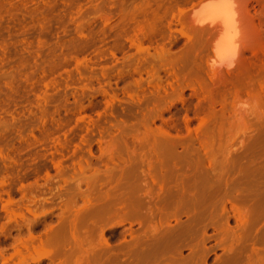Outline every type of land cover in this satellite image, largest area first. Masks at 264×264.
<instances>
[{"label": "rangeland", "instance_id": "obj_1", "mask_svg": "<svg viewBox=\"0 0 264 264\" xmlns=\"http://www.w3.org/2000/svg\"><path fill=\"white\" fill-rule=\"evenodd\" d=\"M198 1L0 0V264L262 259L264 26L211 84L177 23ZM237 95L263 119L238 124Z\"/></svg>", "mask_w": 264, "mask_h": 264}, {"label": "bare ground", "instance_id": "obj_2", "mask_svg": "<svg viewBox=\"0 0 264 264\" xmlns=\"http://www.w3.org/2000/svg\"><path fill=\"white\" fill-rule=\"evenodd\" d=\"M197 3V2H196ZM193 6V5H192ZM263 6L259 0H200L192 8L187 10H180L178 12L177 23L190 32V35L196 36L195 39H203L209 48V52L205 57V67L207 70V76L211 79V84H223L229 76L235 73H241L249 67V64L257 57L259 52H263V46L261 45L262 25L264 19ZM184 29V30H185ZM187 32V31H186ZM192 38V43L196 39ZM263 41V40H262ZM191 45H194L192 44ZM264 43V42H263ZM199 46V45H198ZM194 48V46H191ZM188 48V47H187ZM181 49V48H180ZM185 49V48H184ZM182 50V49H181ZM188 50V49H187ZM166 52V51H165ZM163 51V53L165 54ZM169 53V52H168ZM167 53V54H168ZM191 53H193L191 51ZM170 55V54H169ZM197 57V54H195ZM154 56V55H153ZM157 56V55H156ZM200 56V55H199ZM179 57V56H178ZM177 57V58H178ZM181 57V56H180ZM195 57V56H194ZM263 57V56H262ZM261 57V58H262ZM176 58V56H175ZM182 58V57H181ZM192 58V57H191ZM157 59V58H156ZM162 59V58H161ZM173 59V57H172ZM171 59V60H172ZM154 60V59H153ZM177 60V59H176ZM260 60V57H259ZM163 61V60H162ZM257 61V60H256ZM160 62V61H159ZM165 62V61H163ZM195 62V61H194ZM196 63V62H195ZM193 64V62H192ZM260 64V63H259ZM162 65V64H161ZM200 66V65H199ZM203 66V65H201ZM169 67V66H168ZM183 69V68H182ZM181 69V70H182ZM260 69V68H259ZM185 70V69H184ZM199 71V70H198ZM203 72V71H202ZM206 73V71H204ZM246 72V71H245ZM174 73V72H173ZM184 73V72H183ZM178 74V73H177ZM189 74V73H188ZM187 74V75H188ZM236 75V74H235ZM234 75V76H235ZM206 76V75H205ZM233 76V77H234ZM237 76V75H236ZM236 76L234 78H236ZM232 77V76H231ZM240 77V76H239ZM159 78V77H158ZM230 78V77H229ZM229 80V79H228ZM177 81V80H176ZM180 81V80H179ZM153 82V81H152ZM231 82V81H230ZM172 83V82H171ZM170 83V84H171ZM209 83V82H208ZM228 84V83H227ZM173 85V83L171 84ZM225 85V84H224ZM231 85V84H230ZM174 86V85H173ZM189 86V85H188ZM217 86V85H216ZM220 86V85H219ZM218 86V87H219ZM201 88V87H200ZM213 88V87H212ZM225 89V88H224ZM174 91V90H173ZM210 91V90H209ZM203 92V91H202ZM233 92V91H232ZM249 92V91H248ZM256 91H254L255 93ZM157 93V92H156ZM227 93V92H226ZM230 94V92H229ZM251 94V93H248ZM258 94V93H257ZM232 95V94H231ZM233 96V95H232ZM240 96V95H239ZM251 96V95H250ZM258 96V95H257ZM256 96V97H257ZM253 97V96H252ZM248 98V97H247ZM251 98V97H250ZM254 98V97H253ZM262 99V98H261ZM225 100V99H224ZM251 100H254L251 98ZM208 102V100H207ZM245 100H241L238 95L234 97L232 103V113L236 120H244L247 116L252 118H262L263 111L262 106L260 107L255 100L251 103L252 106H245ZM260 102V101H259ZM209 104V103H208ZM212 104V103H211ZM210 104V105H211ZM248 104V103H246ZM208 107V106H207ZM213 108V107H212ZM264 109V108H263ZM263 114V115H262ZM233 118V120H234ZM251 119V118H249ZM263 119V118H262ZM232 120V119H231ZM235 120V121H236ZM247 120V119H246ZM254 120V119H253ZM201 121V120H200ZM210 121V120H209ZM230 121V120H229ZM238 124L242 122H238ZM224 122V121H223ZM233 122V121H232ZM247 122V121H246ZM252 122V121H251ZM250 122V123H251ZM256 122V121H255ZM208 123V121L206 122ZM214 123V122H213ZM260 123V121H259ZM230 124V122H229ZM234 124V123H232ZM207 126V125H206ZM230 126V125H229ZM212 164V163H211ZM211 171V170H210ZM256 171V170H255ZM240 172V171H239ZM215 177V176H214ZM224 178V177H223ZM205 179V178H204ZM202 180V179H201ZM200 180V181H201ZM210 181L209 179H207ZM199 181V182H200ZM232 181V180H231ZM252 181V180H251ZM198 182V181H197ZM211 182V181H210ZM209 182V183H210ZM219 182V181H218ZM221 182V181H220ZM228 182V181H227ZM204 183V181H203ZM202 183V184H203ZM217 183V181L215 182ZM226 183V182H225ZM222 184V183H221ZM215 185V184H214ZM220 185V184H219ZM237 185V184H236ZM217 186V184H216ZM221 186V185H220ZM184 187V186H183ZM226 187V185H225ZM235 187V186H234ZM250 188V187H249ZM184 189V188H183ZM212 190V189H211ZM236 191V190H235ZM255 191V190H254ZM212 192V191H211ZM214 192V191H213ZM226 192V191H225ZM256 192V191H255ZM179 193V191L177 192ZM252 193V192H251ZM259 193V192H258ZM188 194V192H187ZM212 194V193H211ZM231 194V193H230ZM248 194V193H247ZM262 194V193H261ZM260 194V195H261ZM181 195V194H180ZM184 195V194H183ZM219 195V194H218ZM238 195V194H237ZM246 195V194H245ZM263 195V194H262ZM248 196V195H247ZM254 196V195H253ZM259 196V195H258ZM176 197V196H175ZM209 197V196H208ZM225 197V196H224ZM243 197V196H242ZM251 197V196H250ZM260 197V196H259ZM202 198V197H201ZM263 198V197H262ZM180 199V198H179ZM253 200V197H251ZM264 199V198H263ZM182 200V199H181ZM198 200V199H197ZM247 200V199H246ZM193 201V200H192ZM206 201V200H205ZM231 201V200H230ZM233 201V200H232ZM240 201V200H239ZM236 202V201H235ZM212 203V202H211ZM232 203V202H231ZM165 204V203H164ZM238 204V202L236 203ZM199 205V204H198ZM231 205V204H230ZM254 205V204H253ZM171 206V205H170ZM175 206V205H173ZM196 206V205H195ZM226 206V205H225ZM238 206V205H237ZM243 206V205H242ZM245 206V205H244ZM264 206V205H263ZM194 207V206H193ZM218 207V206H217ZM250 207V206H249ZM205 209V208H204ZM211 209V208H210ZM232 209V208H231ZM249 209V208H248ZM251 209V208H250ZM258 209V208H257ZM254 209V210H257ZM142 210V209H141ZM188 210V209H187ZM204 211V210H203ZM208 211V210H207ZM212 211V210H211ZM219 211V209H218ZM259 211V210H258ZM136 212V211H135ZM140 212V211H139ZM157 212V211H156ZM125 213V212H124ZM148 213V212H147ZM166 213V212H165ZM178 213V212H177ZM205 213V212H204ZM243 213V212H242ZM259 213V212H258ZM257 213V214H258ZM127 214V213H126ZM141 215V212L139 213ZM145 214V213H144ZM198 214V213H197ZM203 214V213H202ZM253 214V212H252ZM117 215V214H116ZM138 215V214H137ZM143 215V214H142ZM181 215V214H180ZM192 215V214H190ZM122 216V215H121ZM120 216V217H121ZM258 216V215H257ZM124 217V216H123ZM228 217V216H227ZM241 217V216H240ZM138 218V217H137ZM249 218V217H248ZM144 219V218H143ZM142 220V219H141ZM150 220V219H149ZM208 220V219H207ZM227 220V219H226ZM247 220V219H246ZM249 220V219H248ZM176 221L177 218H176ZM145 222V221H144ZM223 222V220H222ZM227 222V221H226ZM241 222V221H240ZM246 222V221H245ZM193 223V222H191ZM253 223V222H252ZM190 224V223H189ZM221 225V222L219 223ZM236 224V222H235ZM254 224V223H253ZM252 224V225H253ZM143 225V224H142ZM176 225V224H175ZM222 225H224L222 223ZM258 225V224H257ZM193 226V225H192ZM226 226V225H225ZM153 227V226H152ZM194 227V226H193ZM219 227V226H218ZM224 227V226H223ZM250 227V226H249ZM151 228V227H150ZM163 228V227H162ZM170 228V227H169ZM205 228V227H204ZM216 228V227H215ZM222 228V227H221ZM241 228V227H240ZM246 228V227H245ZM248 228V227H247ZM253 228V227H252ZM244 229V228H243ZM242 229V230H243ZM254 229V228H253ZM263 230V228H261ZM156 230V229H155ZM183 230V229H182ZM241 230V229H240ZM245 230V229H244ZM243 230V231H244ZM252 230V229H251ZM257 230V229H256ZM259 230V227H258ZM257 230V231H258ZM226 231V230H225ZM242 231V232H243ZM247 231H249L247 229ZM254 231V230H253ZM264 231V230H263ZM154 232V230H153ZM181 232V231H180ZM222 230H220V233ZM240 232V231H239ZM245 232V231H244ZM103 233V232H102ZM172 233V232H171ZM232 233V232H231ZM230 233V234H231ZM241 233V232H240ZM239 233V234H240ZM260 233V232H259ZM262 233V232H261ZM260 233V234H261ZM162 234V233H160ZM224 234V233H223ZM222 236H226L223 235ZM235 234V233H234ZM263 234V233H262ZM185 235V234H184ZM245 235V234H244ZM159 236V234H158ZM157 236V237H158ZM174 236V235H173ZM192 236V235H191ZM197 236V235H196ZM232 236V235H231ZM237 236V235H236ZM239 236V235H238ZM250 236V235H248ZM255 236V235H254ZM264 236V235H263ZM151 237V236H150ZM164 237V236H163ZM190 237V236H189ZM251 237V236H250ZM253 237V235H252ZM166 238V237H165ZM171 238V237H170ZM178 238V237H177ZM231 238V237H230ZM229 238V239H230ZM235 238V237H234ZM249 238V237H248ZM137 239V238H136ZM224 239V237H222ZM242 239V237H241ZM240 239V240H241ZM263 239V237H262ZM104 240V238H103ZM150 240V239H149ZM175 240V239H174ZM228 240V239H227ZM256 240V238L254 239ZM138 241V240H137ZM153 241V240H152ZM162 241V240H161ZM235 241V240H234ZM233 241V242H234ZM243 241V240H241ZM247 241V240H246ZM142 242V241H141ZM165 242V241H164ZM219 242V241H217ZM130 243V242H129ZM241 243V242H240ZM243 243V242H242ZM159 244V243H158ZM162 244V243H160ZM164 244V243H163ZM199 244V243H198ZM220 244V243H219ZM245 244V243H244ZM140 245V244H139ZM148 245V244H147ZM217 245V244H216ZM246 245V244H245ZM253 245V244H252ZM261 245V244H260ZM259 245V246H260ZM158 246V245H157ZM163 246V245H162ZM172 246V245H171ZM222 246V245H221ZM232 246V245H231ZM230 246V247H231ZM235 246V245H234ZM242 246V245H241ZM248 246V245H247ZM250 246V245H249ZM262 246V245H261ZM160 247V246H159ZM202 247V245H201ZM238 247V246H237ZM153 248V247H151ZM204 249V247H202ZM226 248V247H225ZM250 248V247H249ZM264 248V247H263ZM158 249V248H157ZM170 249V248H169ZM173 249V248H172ZM201 249L200 251H205ZM232 249V247H231ZM238 249V248H237ZM252 249V248H251ZM154 250V248L152 249ZM207 250V249H206ZM233 250L234 247H233ZM239 250V249H238ZM256 250V249H255ZM254 250V251H255ZM264 250V249H263ZM147 251V250H146ZM151 251V250H150ZM225 251V250H224ZM232 251V250H231ZM237 251V250H235ZM248 251V250H247ZM252 251V250H251ZM249 251V252H251ZM154 252V251H153ZM222 252V251H221ZM239 252V251H238ZM253 252V251H252ZM251 252V253H252ZM257 252V251H256ZM264 252V251H262ZM150 253V252H149ZM157 253V252H154ZM172 253V252H171ZM231 253V252H230ZM234 253V252H233ZM241 253V251H240ZM255 253V252H253ZM145 254V253H144ZM153 254V253H152ZM177 254V253H176ZM198 254V253H197ZM250 254V253H249ZM151 255V253L149 254ZM158 255V254H157ZM165 255V254H164ZM179 255V254H178ZM194 255V254H193ZM199 255V254H198ZM216 255V254H215ZM234 255V254H232ZM246 255V254H245ZM252 255V254H251ZM148 256V255H147ZM163 256V255H162ZM192 256V255H191ZM195 256L196 253H195ZM194 256V257H195ZM200 256V255H199ZM224 256V255H223ZM230 256V255H228ZM236 256V255H235ZM235 256H233L235 258ZM253 256V255H252ZM160 257V256H159ZM239 257V255H238ZM246 257V256H245ZM241 257V258H245ZM148 258V257H147ZM191 258V257H190ZM199 258V257H197ZM201 258V257H200ZM218 258V257H217ZM228 258V259H227ZM227 261H219L218 264H232L235 259H229ZM264 255H262V259ZM86 259V258H85ZM153 259V258H152ZM176 259V258H175ZM193 259V258H192ZM221 259V258H220ZM256 254L254 257H248V264H264V260ZM202 260V259H201ZM175 261V260H174ZM77 262V261H76ZM150 262V261H149ZM173 262V261H172ZM203 262V261H202ZM78 263V262H77ZM170 263V262H169ZM182 263V262H181ZM185 263V262H184ZM189 263V262H186ZM80 264V263H79ZM154 264V262H153ZM242 264V263H241Z\"/></svg>", "mask_w": 264, "mask_h": 264}]
</instances>
